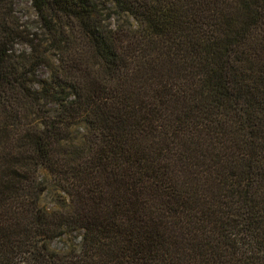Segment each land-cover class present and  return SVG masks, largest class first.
Wrapping results in <instances>:
<instances>
[{"label": "trees", "instance_id": "obj_1", "mask_svg": "<svg viewBox=\"0 0 264 264\" xmlns=\"http://www.w3.org/2000/svg\"><path fill=\"white\" fill-rule=\"evenodd\" d=\"M31 2L47 40L0 0V264H264V0Z\"/></svg>", "mask_w": 264, "mask_h": 264}, {"label": "rangeland", "instance_id": "obj_2", "mask_svg": "<svg viewBox=\"0 0 264 264\" xmlns=\"http://www.w3.org/2000/svg\"><path fill=\"white\" fill-rule=\"evenodd\" d=\"M109 7L114 10L115 5L112 2H108ZM102 6V5H101ZM14 14L18 18L23 29H26L29 34H38V38L42 40H47L49 35L44 30L41 19L32 5L31 0H13ZM108 10L105 9V14ZM110 19L111 25L115 26L122 22L123 16H119L117 13L112 15ZM135 24V23H134ZM16 54H28L31 52L29 45L25 42L17 41L15 43ZM48 56V55H47ZM51 60L55 63L56 57L54 55H49ZM34 75H31L33 80V86L39 88V81L41 79L50 78V70L45 65H40L35 68ZM54 104H50L53 106ZM86 125L84 123L77 124L73 127V135L75 140L80 141L84 132ZM39 181L46 186V189L39 196L40 206L53 211L59 208L60 196H64L63 191H61L55 184L53 177L49 170L44 166H40L38 170ZM82 230H70L66 234L56 237L49 241V247L52 250L64 252L69 250L71 247L78 248L82 240Z\"/></svg>", "mask_w": 264, "mask_h": 264}]
</instances>
